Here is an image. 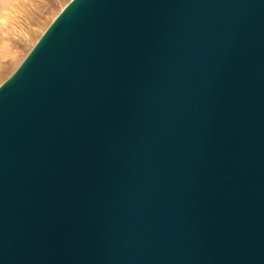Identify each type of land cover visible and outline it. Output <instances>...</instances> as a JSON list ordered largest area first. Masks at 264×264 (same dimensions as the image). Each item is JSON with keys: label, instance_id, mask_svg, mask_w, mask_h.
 Returning <instances> with one entry per match:
<instances>
[{"label": "water", "instance_id": "water-1", "mask_svg": "<svg viewBox=\"0 0 264 264\" xmlns=\"http://www.w3.org/2000/svg\"><path fill=\"white\" fill-rule=\"evenodd\" d=\"M0 264H264V0H71L0 85Z\"/></svg>", "mask_w": 264, "mask_h": 264}, {"label": "rangeland", "instance_id": "rangeland-1", "mask_svg": "<svg viewBox=\"0 0 264 264\" xmlns=\"http://www.w3.org/2000/svg\"><path fill=\"white\" fill-rule=\"evenodd\" d=\"M71 0H0V85Z\"/></svg>", "mask_w": 264, "mask_h": 264}]
</instances>
